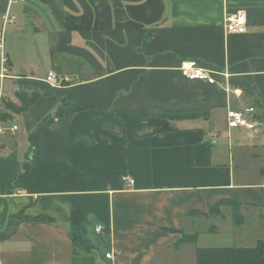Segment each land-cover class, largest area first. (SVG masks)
<instances>
[{
  "label": "crops",
  "instance_id": "1",
  "mask_svg": "<svg viewBox=\"0 0 264 264\" xmlns=\"http://www.w3.org/2000/svg\"><path fill=\"white\" fill-rule=\"evenodd\" d=\"M239 11L247 33L229 34ZM3 28L0 122L19 130L0 149L1 264H197L198 248L264 241V0H0ZM191 60L217 83L182 77ZM249 107L255 128L230 130ZM150 115L173 130L144 129Z\"/></svg>",
  "mask_w": 264,
  "mask_h": 264
},
{
  "label": "trees",
  "instance_id": "2",
  "mask_svg": "<svg viewBox=\"0 0 264 264\" xmlns=\"http://www.w3.org/2000/svg\"><path fill=\"white\" fill-rule=\"evenodd\" d=\"M33 86L28 83H21L20 92L17 96L20 100L24 98V91L32 88ZM244 88V87H243ZM4 102H2L3 104ZM67 109V117L70 118L74 114L82 111H86L88 108L81 104H73L69 102L63 103V108ZM10 111L19 112L17 107L7 104L6 109ZM10 117L8 113L1 112L0 120L5 121ZM176 117L173 116H146L144 121L146 122V127L144 129L151 130L152 133L163 134L167 131H172V122L176 121ZM19 183H17L18 185ZM15 185L9 183L6 185L2 191L10 193ZM223 204V203H220ZM220 206V205H219ZM84 215L83 213L74 212L71 216V237L73 240V245L75 248L78 247L79 235L82 234ZM241 216H237L235 213L236 225L241 221ZM41 220V219H40ZM43 220V219H42ZM198 240V234L194 236L184 235L181 240V244H196ZM197 264H264V241H258L255 247L245 248V247H225V248H211V249H197L196 254Z\"/></svg>",
  "mask_w": 264,
  "mask_h": 264
},
{
  "label": "built area",
  "instance_id": "3",
  "mask_svg": "<svg viewBox=\"0 0 264 264\" xmlns=\"http://www.w3.org/2000/svg\"><path fill=\"white\" fill-rule=\"evenodd\" d=\"M226 32L229 34H245L247 28V21L248 18L244 11H239L234 13L226 18ZM13 18H9L5 16L4 18V25L13 22ZM4 30H0V82L2 83L3 80L9 77L11 73V68L9 65V56L5 51V40H4ZM180 73L182 77L186 78L187 80H200V81H207L210 84H216L217 80L214 76V72L208 68H203L199 62L195 60L191 61H183L180 67ZM48 86L51 87H60L64 83V79H61L57 76L54 71H49L48 76L44 80ZM2 106V98L0 97V108ZM255 113L254 107H249L248 109L244 110V112L239 111H230L228 113V128L230 130H235L236 128L243 127L247 130L255 128V122L253 121V114ZM19 130L17 125H7L4 126L0 122V149L4 146L5 143V136L9 133L15 134ZM125 182H127L128 186H132L135 184V180L124 177ZM264 189V183L262 186ZM6 195V194H4ZM0 193V198H1ZM96 232L98 234H104V228L102 226H98L96 228ZM122 254L121 250L112 249L106 255L107 259L115 258ZM1 264V261H0Z\"/></svg>",
  "mask_w": 264,
  "mask_h": 264
},
{
  "label": "rangeland",
  "instance_id": "4",
  "mask_svg": "<svg viewBox=\"0 0 264 264\" xmlns=\"http://www.w3.org/2000/svg\"><path fill=\"white\" fill-rule=\"evenodd\" d=\"M7 94V91H6ZM229 234H225L223 237H218V238H213V239H202L201 243H203L204 245H208L209 247H219L222 246V239L225 236H228ZM211 237V236H210ZM210 237H206V238H210ZM246 245L250 246V243H247ZM253 246V245H251Z\"/></svg>",
  "mask_w": 264,
  "mask_h": 264
}]
</instances>
